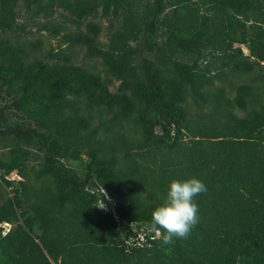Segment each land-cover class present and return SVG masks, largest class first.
I'll use <instances>...</instances> for the list:
<instances>
[{
	"label": "trees",
	"instance_id": "obj_1",
	"mask_svg": "<svg viewBox=\"0 0 264 264\" xmlns=\"http://www.w3.org/2000/svg\"><path fill=\"white\" fill-rule=\"evenodd\" d=\"M18 1L45 17L56 5L77 19L98 8L118 12L121 27L108 44L84 29L62 39L100 58L122 95L101 96L67 53L42 57L37 45L0 38V137L18 142L0 153V223L26 214L5 236L0 227V264H264V71L236 46L264 60V0H0V29L12 25ZM41 25L61 31L51 20ZM153 33L156 61L142 73L133 42ZM211 58L247 79L232 99L207 96L209 109L192 113L187 96L209 81ZM68 69L81 80L60 83ZM129 122L140 140L126 133ZM158 124L163 135L156 137ZM159 145V164L132 152ZM82 155L80 173L67 162ZM14 169L24 179L10 196L1 190L13 184L6 175ZM192 177L208 190L195 198L200 221L190 238L171 245L150 238L146 230L162 231L151 214L170 182ZM132 224L146 233L142 245L128 243L137 235Z\"/></svg>",
	"mask_w": 264,
	"mask_h": 264
},
{
	"label": "rangeland",
	"instance_id": "obj_2",
	"mask_svg": "<svg viewBox=\"0 0 264 264\" xmlns=\"http://www.w3.org/2000/svg\"><path fill=\"white\" fill-rule=\"evenodd\" d=\"M147 4H153L154 0H145ZM14 20L10 28H1L0 29V38L7 39L12 42H21L26 45L29 43L33 44V47L37 45L35 50L39 54L43 56H48L51 52H62L67 53L70 56V62L73 67V70L77 71L76 74H90L92 75V79L96 82V86L100 90L101 96H117L122 95L119 94L118 87L121 81L109 73L104 64L102 63L100 58L90 57L84 46L82 45H70L68 42H65L62 39V33L64 31H77L79 29H84L85 31L90 32L94 35L99 42L103 44H108L112 33L121 27V15L118 12L109 10L104 11L101 8H98L94 13L84 16L80 19H77L74 15H72L68 10L63 9L61 6H54L53 12L49 17L42 16L41 14H36L33 7H26V5L22 1H18L14 8ZM1 14V10H0ZM51 20L54 23L61 24V31L58 33H52L48 29L42 28L41 23ZM247 32L252 34V30L247 24ZM253 35V34H252ZM153 36V37H152ZM156 33L151 34L149 37L140 36L133 42L134 47L136 48V53L134 57V63L139 68V70L144 73L148 72L151 69L152 64L156 61V53H157V44H156ZM241 46L244 52V56L242 59H245L254 67L259 68L264 71V60L259 59V57L251 52L246 44L237 43L236 46ZM260 56H264V42H260ZM253 54V55H252ZM259 63V64H258ZM208 64L211 68V73L207 78H210L207 83L204 84L201 89L200 94H196L198 96L192 97V94H188L186 104L188 105L189 111L200 113V108H203L205 111L209 109L208 104L206 105L204 98L207 96H227V98H233L236 95L237 87L239 84L244 82L247 78L245 75L241 73V76L235 75L231 66L224 67L222 62L216 58H211L208 61ZM72 69H68L59 79L60 83L66 82V78L68 76L73 77L74 81H80V77L73 73ZM73 73V74H72ZM68 81V79H67ZM259 84L262 81H258ZM8 83H4L3 86L6 87ZM2 86V85H0ZM102 87V88H100ZM73 97L72 94L69 95ZM202 96V97H200ZM198 98V99H197ZM82 106L84 105V101L80 100ZM101 105V104H99ZM85 109V107H84ZM108 115L103 114L101 118H98V115H94L93 123L98 124L100 120H104ZM104 126H101V129ZM115 128V127H114ZM173 130V129H172ZM126 133L133 140H140V128L137 129L134 127L132 122H129L125 129ZM173 131L171 135H173ZM153 134L158 137L163 135L162 127L158 124L153 129ZM185 140H188L187 136L184 137ZM18 142L8 135H3L0 137V153L5 152L9 147L17 144ZM153 149V150H152ZM150 151L146 150V147L143 148H135L132 150L134 154L136 152H147L149 157H154L156 159L157 164L162 161V156L165 151L163 145H159L158 148H152ZM5 155V154H4ZM139 157V156H137ZM149 159V158H148ZM86 157L82 155L78 158H71L68 160V164L74 167V169L78 170L80 173L85 171L86 165ZM17 169L12 170L9 176L16 177L13 184L10 186L3 184V189L1 190L5 194L13 195V190L18 186V181L23 180L20 179L17 174ZM33 175V173H31ZM103 205L101 209L104 211L114 210L112 204H106L105 202L100 203ZM26 218V214L23 212H19L15 219L10 222H1V237L5 236V234L14 229L17 225H23V221ZM132 231L135 229L141 230V228L137 229L134 224L131 225ZM149 232V229L146 230ZM121 235H124V230L121 229ZM139 240H141L139 238Z\"/></svg>",
	"mask_w": 264,
	"mask_h": 264
},
{
	"label": "clouds",
	"instance_id": "obj_3",
	"mask_svg": "<svg viewBox=\"0 0 264 264\" xmlns=\"http://www.w3.org/2000/svg\"><path fill=\"white\" fill-rule=\"evenodd\" d=\"M206 184L195 177L173 179L167 190L165 201L151 214L154 227L162 230L157 234L162 244L171 245L176 240H187L200 221L199 207L195 198L207 192ZM103 207V205H100Z\"/></svg>",
	"mask_w": 264,
	"mask_h": 264
},
{
	"label": "built area",
	"instance_id": "obj_4",
	"mask_svg": "<svg viewBox=\"0 0 264 264\" xmlns=\"http://www.w3.org/2000/svg\"><path fill=\"white\" fill-rule=\"evenodd\" d=\"M16 175H17L20 179H22V177L18 174V172H17ZM6 178H8V179H12V178L15 179L16 177L9 176V174H7V175H6ZM116 230H117L118 232H120V231H121V227H117ZM135 232H137L136 237H134V238H132L131 240H129L128 243L131 244L133 241H135L134 243H135L136 245H142V242L145 241V237H144V235H145L146 233L142 230V228H141V230H138V231L135 229ZM149 232H154V235H151L150 238H154V237H158V236H159V235L157 234V233L159 232V230H157V229L150 228V229H149ZM139 238H140L141 240H139Z\"/></svg>",
	"mask_w": 264,
	"mask_h": 264
}]
</instances>
